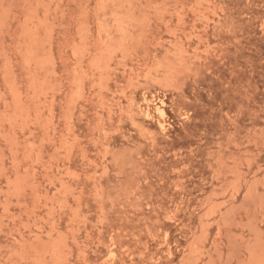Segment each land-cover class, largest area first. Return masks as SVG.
<instances>
[{
	"label": "rangeland",
	"instance_id": "1",
	"mask_svg": "<svg viewBox=\"0 0 264 264\" xmlns=\"http://www.w3.org/2000/svg\"><path fill=\"white\" fill-rule=\"evenodd\" d=\"M0 264H264V0H0Z\"/></svg>",
	"mask_w": 264,
	"mask_h": 264
}]
</instances>
